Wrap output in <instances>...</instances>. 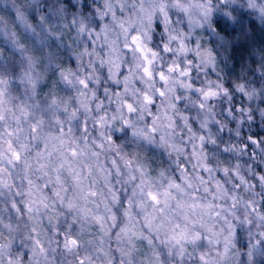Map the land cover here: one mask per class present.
<instances>
[{"label": "clouds", "instance_id": "obj_1", "mask_svg": "<svg viewBox=\"0 0 264 264\" xmlns=\"http://www.w3.org/2000/svg\"><path fill=\"white\" fill-rule=\"evenodd\" d=\"M0 264H264V0H0Z\"/></svg>", "mask_w": 264, "mask_h": 264}]
</instances>
